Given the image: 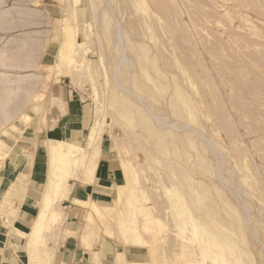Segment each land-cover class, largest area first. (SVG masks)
<instances>
[{"label": "rangeland", "instance_id": "1", "mask_svg": "<svg viewBox=\"0 0 264 264\" xmlns=\"http://www.w3.org/2000/svg\"><path fill=\"white\" fill-rule=\"evenodd\" d=\"M59 85L89 116L58 172L77 182L94 129L100 156L86 208L53 198L36 260L63 233L96 264L106 241L113 264H264V0H0V150L61 112Z\"/></svg>", "mask_w": 264, "mask_h": 264}, {"label": "crops", "instance_id": "2", "mask_svg": "<svg viewBox=\"0 0 264 264\" xmlns=\"http://www.w3.org/2000/svg\"><path fill=\"white\" fill-rule=\"evenodd\" d=\"M48 87L52 88L54 85L49 84ZM56 91L57 94L65 97V101H62L64 105L61 112L54 111L50 113L47 111L43 116L38 117L42 122L46 120V125L42 123L44 126L42 131L33 126L32 130L35 137L30 138L29 142L6 144V148L2 147L0 150V264L97 263L90 253V249L82 243L81 239H75L71 236L63 237V233L62 235L58 234L56 239L49 240L47 249L52 254L51 256H41L39 260H36V255L32 251L31 236L34 233L36 221L46 205L44 204L41 208L42 201L47 202L48 199L50 200L51 206L47 211L48 217L52 216L53 211L57 212L56 208L52 207L54 197L64 199L63 204L69 200L71 203L86 201L92 189V184L82 185L79 182H85L86 180L91 182L96 170L95 168L93 175H86L84 172L79 173L78 178H76L77 182L72 186L68 184L69 179H67L65 181L66 189L63 192L61 191L59 196L58 194H52L50 198L47 197L50 183L56 180L51 169L52 144L64 143L65 141L62 140L67 138L80 141L87 127L84 120L89 116L88 114L84 116V106L81 107L80 99H77V93L69 91L61 85ZM27 139L29 138H24V140ZM43 148L45 150L44 154L41 153ZM24 151H30V158L25 157ZM99 156L100 147L98 160ZM106 167L108 170H112L113 163L111 159L106 160ZM66 227L62 232L67 230ZM90 227L88 224L84 237L86 241L99 236V233ZM68 231L75 232V229H68ZM111 246V243L107 241L104 244L105 250H101L98 245H94L95 250L93 253L95 257L98 254L102 257L100 263L113 264L117 261L118 252L114 254L111 251ZM53 254H56V257H53Z\"/></svg>", "mask_w": 264, "mask_h": 264}, {"label": "bare ground", "instance_id": "3", "mask_svg": "<svg viewBox=\"0 0 264 264\" xmlns=\"http://www.w3.org/2000/svg\"><path fill=\"white\" fill-rule=\"evenodd\" d=\"M67 38V40H66V42L68 43V39H70L71 38V34H69V33H67V36H66ZM67 50V49H66ZM64 52V51H63ZM62 53V52H61ZM64 55V53H62V55L61 56H63ZM122 64V63H121ZM60 65H66V67H67V65H69V63H68V61H67V58L66 57H61V62H60ZM67 69V68H66ZM67 72V71H66ZM71 76L70 77H72V80L73 81H76L77 80V75H72V74H70ZM101 133H99L98 131H96L95 129L91 132V134H90V143H89V145L90 146H92V148L91 149H94V150H92V152H91V156L89 157V159H88V161L86 162L87 164H86V166L84 167V172H85V169H86V175H93V173H94V170H95V168H96V165H95V162H94V160L98 157V151H97V148H98V143L100 142V140H101V135H100ZM80 148V150H81V147H79V146H76V145H74V144H71V143H62V142H58V143H55V144H52V146H51V160L53 161V166L56 168V172H55V176L58 178L57 180H53L51 183H50V185H49V190H48V194H46V195H48L47 197L48 198H50V195H52V194H55V195H57L58 194V196H59V194H60V192L62 191L63 192V190H65L66 189V187H65V181H66V178L68 177V176H66V178L64 179L63 178V176H61L60 175V173L58 172L59 170H61V168H63L64 166H65V164H66V161H67V157H68V155L71 153V152H73V151H75V150H77V149H79ZM83 149V148H82ZM83 152V151H82ZM92 153H93V155H92ZM82 155V154H81ZM72 156H74V155H72ZM71 156V157H72ZM80 157V156H79ZM73 158V157H72ZM77 158V157H76ZM83 158H85V157H83ZM74 160V159H73ZM98 160V159H97ZM77 160L75 159V162H76ZM79 161V160H78ZM74 162V161H73ZM74 162V163H75ZM82 162V161H81ZM97 162V161H96ZM51 163V162H50ZM72 164V163H71ZM64 165V166H63ZM61 166H63V167H61ZM68 166V165H67ZM71 166V165H70ZM87 167V168H86ZM52 169V168H51ZM52 171H54V170H52ZM62 172V171H61ZM62 173H64V172H62ZM73 174V173H72ZM61 177V178H60ZM82 177H83V175H82ZM70 178V177H69ZM68 186V185H67ZM67 192V191H66ZM121 187L120 186H118V195L121 197ZM70 193V192H69ZM68 195V194H67ZM63 197H64V195H62ZM68 197V196H67ZM67 199V198H66ZM50 200L48 199L47 200V202H45V208H44V210L41 212V214L39 215V218H38V220L36 221V224H35V227H34V233L35 234H37V235H39L42 231H43V229L45 228V226H46V224H47V222L49 221V220H51V221H53V220H55V212L53 213L52 212V216L51 217H48V215H47V211H48V209L50 208V206H51V204H50V202H49ZM77 203H78V205L80 206V207H82V208H86L87 207V205H88V202H86V201H84V202H80V201H77ZM53 209H55V208H53ZM52 210V209H51ZM96 212L98 213L99 211H98V209L96 210Z\"/></svg>", "mask_w": 264, "mask_h": 264}]
</instances>
